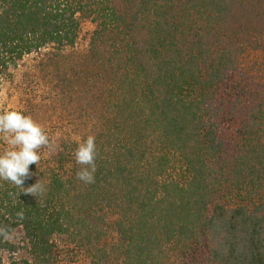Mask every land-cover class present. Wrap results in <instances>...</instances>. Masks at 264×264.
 <instances>
[{
    "label": "trees",
    "instance_id": "16d2710c",
    "mask_svg": "<svg viewBox=\"0 0 264 264\" xmlns=\"http://www.w3.org/2000/svg\"><path fill=\"white\" fill-rule=\"evenodd\" d=\"M86 20L92 127L61 118L24 188L0 180V264H264V0H0V100Z\"/></svg>",
    "mask_w": 264,
    "mask_h": 264
},
{
    "label": "rangeland",
    "instance_id": "374dc122",
    "mask_svg": "<svg viewBox=\"0 0 264 264\" xmlns=\"http://www.w3.org/2000/svg\"><path fill=\"white\" fill-rule=\"evenodd\" d=\"M94 29L95 26L86 20L74 47L61 54L50 49L25 58L12 71L8 86L3 89L0 100L2 106L6 109L24 110L42 130L47 131L54 126L47 131L52 136L60 133L58 123L61 118L65 129L66 123L67 129H72L69 121L76 119L73 124L76 131L80 135L88 133L92 120L84 114L80 116L79 101L83 98L82 90H90L84 82L88 73L83 61L88 54L87 49ZM23 237V231L18 229L10 238L23 245ZM25 257L24 252H20L15 260L21 261ZM5 264H10L7 257Z\"/></svg>",
    "mask_w": 264,
    "mask_h": 264
},
{
    "label": "clouds",
    "instance_id": "9594fccd",
    "mask_svg": "<svg viewBox=\"0 0 264 264\" xmlns=\"http://www.w3.org/2000/svg\"><path fill=\"white\" fill-rule=\"evenodd\" d=\"M0 139L7 144L0 154V180L24 188L22 185L30 176L29 165L39 162L37 149L42 146L50 147L49 138L30 116L15 110H5L0 112ZM96 154L94 136H88L78 145L74 153L75 160L78 164L86 166L77 172L79 180L85 183L94 182ZM26 189L34 195L40 190L39 182Z\"/></svg>",
    "mask_w": 264,
    "mask_h": 264
}]
</instances>
